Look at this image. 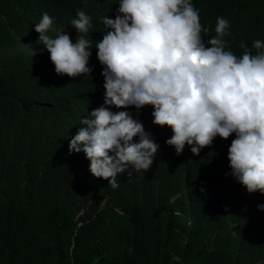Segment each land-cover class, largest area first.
Here are the masks:
<instances>
[{
  "label": "trees",
  "instance_id": "obj_1",
  "mask_svg": "<svg viewBox=\"0 0 264 264\" xmlns=\"http://www.w3.org/2000/svg\"><path fill=\"white\" fill-rule=\"evenodd\" d=\"M202 39L216 18L230 22L226 50L264 41V0H191ZM119 0H0V264H264V195L231 175L227 150L235 134L215 137L193 155L165 141L170 127L152 123V106L128 111L158 145L147 171L118 174V187L69 154L82 118L104 100L95 45ZM92 18L88 75L55 72L35 24L47 12L55 38L80 34L78 11ZM264 50V49H262ZM138 142V137H134ZM128 171H132L131 166ZM227 174V175H226ZM177 196L174 202L170 198ZM81 209L82 212L80 211Z\"/></svg>",
  "mask_w": 264,
  "mask_h": 264
},
{
  "label": "clouds",
  "instance_id": "obj_2",
  "mask_svg": "<svg viewBox=\"0 0 264 264\" xmlns=\"http://www.w3.org/2000/svg\"><path fill=\"white\" fill-rule=\"evenodd\" d=\"M118 5L114 19L101 18L105 32L95 45L103 66V104L81 119L69 154L83 152L91 175L113 188L119 186L118 174L127 172L130 180L133 171H147L158 145L128 111L110 108L152 106V123L171 128L165 143L177 154L187 144L199 155L215 137L235 134L227 150L231 175L248 193L264 195V41L252 42L255 54L241 43L238 57L226 50L230 22L218 16L216 35L205 42L191 0H119ZM91 21L84 11L76 13L70 22L80 34L75 42L64 32L55 38L46 34L54 23L47 12L35 24L57 74L91 73Z\"/></svg>",
  "mask_w": 264,
  "mask_h": 264
},
{
  "label": "rangeland",
  "instance_id": "obj_3",
  "mask_svg": "<svg viewBox=\"0 0 264 264\" xmlns=\"http://www.w3.org/2000/svg\"><path fill=\"white\" fill-rule=\"evenodd\" d=\"M83 209H81L80 211L82 212Z\"/></svg>",
  "mask_w": 264,
  "mask_h": 264
}]
</instances>
